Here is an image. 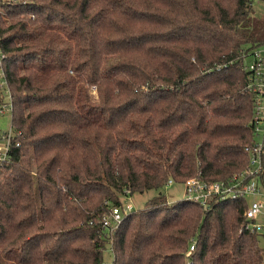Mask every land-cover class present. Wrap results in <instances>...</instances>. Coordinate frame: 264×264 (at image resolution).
Masks as SVG:
<instances>
[{"label": "trees", "instance_id": "obj_1", "mask_svg": "<svg viewBox=\"0 0 264 264\" xmlns=\"http://www.w3.org/2000/svg\"><path fill=\"white\" fill-rule=\"evenodd\" d=\"M254 1L0 0L14 132L0 166V264H105L107 249L109 264H264V235L243 228L248 199L205 210L160 192L199 173L231 179L245 148L264 146V93L248 90L244 64L264 46ZM149 191L113 232L103 226Z\"/></svg>", "mask_w": 264, "mask_h": 264}, {"label": "built area", "instance_id": "obj_2", "mask_svg": "<svg viewBox=\"0 0 264 264\" xmlns=\"http://www.w3.org/2000/svg\"><path fill=\"white\" fill-rule=\"evenodd\" d=\"M253 61L247 66L253 77L248 90L258 91L259 95L264 93V63L263 57L257 50L253 51ZM2 57L0 56V61ZM8 100L0 105V113L4 114L7 110L11 113V99L7 91ZM260 97V96H259ZM254 122L256 132L264 131V103L257 99L254 108ZM14 139V132L10 127L0 132V166L8 159L9 151ZM15 146H18L15 144ZM245 152L249 155L248 166L238 175L233 176L226 181H207L199 174L188 179L183 184L184 199L187 202L197 204L203 209H208L212 203H221L236 199H248L246 208L243 211L244 225L243 228L249 232L261 234L262 226L256 223L257 217L261 213L263 203L260 200L264 197V192L260 187L259 179L263 173V162L261 155L264 153V146L257 144L254 147L245 148ZM172 180H168L166 186L172 185ZM132 207L122 204L120 207L110 209L107 216L102 219L103 226L110 232H113L122 218L132 211ZM194 250V243H191L186 258ZM188 262L187 259V263Z\"/></svg>", "mask_w": 264, "mask_h": 264}, {"label": "rangeland", "instance_id": "obj_3", "mask_svg": "<svg viewBox=\"0 0 264 264\" xmlns=\"http://www.w3.org/2000/svg\"><path fill=\"white\" fill-rule=\"evenodd\" d=\"M252 15L256 18H261L264 15V1L255 0L252 4ZM260 54V56L264 57V46L258 48L257 50ZM253 61V56L250 55L244 59V64L249 65ZM3 94H0V105L3 103V101H7V94H4V90L2 91ZM4 98V99H2ZM11 125V115L10 111L7 110L4 114L0 113V132L6 131ZM263 139V132L257 133L255 137V141L257 143H261ZM262 162L264 166V155L262 157ZM262 182L260 183V187L264 190V174L262 177ZM161 194L165 197L166 201L168 203H173L176 201H180L184 199V189L183 185L181 183H174L172 185L166 186L163 189H161ZM264 192V191H263ZM156 195V192L149 191L142 194H134L129 198H126L123 200L124 205H129L132 207L133 210H141L144 207V204L153 196ZM260 200L263 203V207L261 209L260 215L257 217L256 223L260 224L262 226V235H264V197H261ZM260 246L264 248V239L262 238L260 240ZM104 263L109 264L110 263V251L107 249L104 254Z\"/></svg>", "mask_w": 264, "mask_h": 264}]
</instances>
